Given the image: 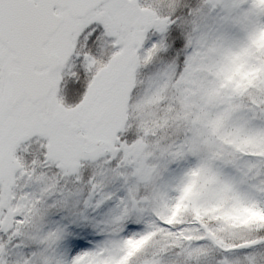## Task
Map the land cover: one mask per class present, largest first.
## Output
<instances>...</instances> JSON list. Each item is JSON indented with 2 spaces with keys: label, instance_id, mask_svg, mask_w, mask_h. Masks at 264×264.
<instances>
[{
  "label": "snow or ice",
  "instance_id": "1",
  "mask_svg": "<svg viewBox=\"0 0 264 264\" xmlns=\"http://www.w3.org/2000/svg\"><path fill=\"white\" fill-rule=\"evenodd\" d=\"M0 264H264V0H0Z\"/></svg>",
  "mask_w": 264,
  "mask_h": 264
}]
</instances>
